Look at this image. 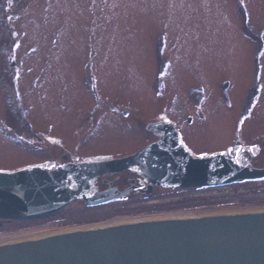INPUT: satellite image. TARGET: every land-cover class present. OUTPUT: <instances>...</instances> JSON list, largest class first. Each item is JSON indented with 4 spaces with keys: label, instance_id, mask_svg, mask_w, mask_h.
<instances>
[{
    "label": "rangeland",
    "instance_id": "1",
    "mask_svg": "<svg viewBox=\"0 0 264 264\" xmlns=\"http://www.w3.org/2000/svg\"><path fill=\"white\" fill-rule=\"evenodd\" d=\"M0 20V172L47 162L45 140L53 157L75 161L137 151L155 138L146 127L158 119L175 125L192 156L250 164L260 157L264 0H0ZM11 63L13 81H5ZM6 93L27 122L17 131ZM225 189L212 198L211 188L163 191L158 203L119 213L72 204L47 222L9 227L0 240L92 222L264 209V179Z\"/></svg>",
    "mask_w": 264,
    "mask_h": 264
},
{
    "label": "water",
    "instance_id": "2",
    "mask_svg": "<svg viewBox=\"0 0 264 264\" xmlns=\"http://www.w3.org/2000/svg\"><path fill=\"white\" fill-rule=\"evenodd\" d=\"M147 128L162 136L128 156L69 163L58 170L0 172V219L44 218L77 200L102 203L110 198L108 193L90 197L89 180L133 166L150 184L169 188L264 178V168L241 165L223 154L192 157L170 124ZM0 264H264V209L52 228L0 240Z\"/></svg>",
    "mask_w": 264,
    "mask_h": 264
},
{
    "label": "flooded vegetation",
    "instance_id": "3",
    "mask_svg": "<svg viewBox=\"0 0 264 264\" xmlns=\"http://www.w3.org/2000/svg\"><path fill=\"white\" fill-rule=\"evenodd\" d=\"M10 57H11V55H10ZM15 71L16 70L13 66L5 67L2 71V74L5 76V78H4L5 81L8 78H10V80L13 81V76L15 74ZM6 96H7L8 103H9L11 110L13 111V109H14L12 114H14L16 117L13 118V120L15 119V122H17L18 124H20V122H21L24 126H27V122L22 120L20 112L17 111V105H16V107L14 106L15 101H14L13 97H11V94L6 93ZM205 121L206 120H205L204 115H202V114L197 115V120L194 121V125L197 128H200V127H202V123H204ZM186 122L189 125H192L193 120L188 116L186 119ZM92 123H94V122L92 121ZM155 123L170 124L171 127L173 128V130L178 135V131H177V129L173 123L166 121V120H163V119H158V120H156L150 124H155ZM148 125H147V127H148ZM149 132H153L155 134V138L152 141H150L149 143L157 140L158 138H160L162 136V132H160V131H149ZM29 134L30 133L27 132V135H29ZM33 139H34V137L32 136L31 140H28V142L30 144H33L34 143V141H32ZM178 139H179V135H178ZM179 142H180V140H179ZM149 143H147V144H149ZM42 144H44L43 152H45L47 154L46 155V161L47 162L41 163V164H35V165L29 166V167H44L48 170H58L60 168H63L66 164L81 162V161L69 160L68 157L63 155V154L59 155L58 157L57 156L53 157L50 153V149H52V146L48 143V140L41 142V147H42ZM260 144L263 147L262 149L259 150L260 157L258 158L256 156H251L250 159L248 160L249 162H251V164L246 163V162H244V163L242 162V163H240L241 165L248 166L250 168H264V139L260 141ZM49 147H50V149H49ZM135 152L136 151L122 155V156H115V157H111V158L96 159V160H82V161L109 160V159H113V158H120V157H124L127 155H131ZM194 157H196V156H194ZM199 157H204V156H199ZM25 168H27V167H25ZM67 179L69 180V186L74 189L76 187V185H75V182L73 181L70 174H67ZM240 182H243V181H240ZM191 189L198 191V190H203V189L206 190V189H208V187L207 188H169V187H162V186L150 184L148 181L145 180V178L143 177V174L140 172V170L136 166H133L130 168L123 169L121 171H112V172L105 173L102 175H97V176H94L93 178H91L89 180V182H88V195L91 197V196H93L95 194H99V193H108L110 198L107 199V201H104L102 203H97L94 205H87L84 200H77L73 204H78V206H80L84 210L99 211V210L108 208V209H110L111 213H119V212L125 211V209L127 207H129V204L132 205V207L136 206L135 209H137L138 206L158 203L160 200L157 199V197H160L163 194V191L164 192L165 191H167V192L181 191L182 192V191H192ZM203 194L204 193H202L201 195H203ZM57 215H59V214L57 213V214H54V215H51L48 217L39 218V219H31V220H10V221H7V220H1L0 219V232L4 231V230H8L9 227H12L13 225H23V224L33 225V224L44 223V222L49 221V219H51ZM96 215L97 214H89V218H90L89 220L94 219L96 217ZM105 215H107V214H102V216H105ZM75 216L77 217L79 215H75ZM79 217H77V218H79Z\"/></svg>",
    "mask_w": 264,
    "mask_h": 264
},
{
    "label": "trees",
    "instance_id": "4",
    "mask_svg": "<svg viewBox=\"0 0 264 264\" xmlns=\"http://www.w3.org/2000/svg\"><path fill=\"white\" fill-rule=\"evenodd\" d=\"M238 2V0H235ZM238 9V12H239V16L241 17L242 19V25H243V33L247 36V37H250L251 38V34L248 30V26H247V19H246V13H245V10L240 6L238 5L237 7ZM157 57H158V61L160 62L161 58H160V50H158V53H157ZM254 88V87H253ZM255 89V88H254ZM11 116V115H10ZM16 116L14 114H12V121L10 124V126L17 131L18 127L20 126L17 122H15V119L13 120V118H15Z\"/></svg>",
    "mask_w": 264,
    "mask_h": 264
},
{
    "label": "bare ground",
    "instance_id": "5",
    "mask_svg": "<svg viewBox=\"0 0 264 264\" xmlns=\"http://www.w3.org/2000/svg\"><path fill=\"white\" fill-rule=\"evenodd\" d=\"M210 213H213V212H207V213H203V214H210ZM214 213H216V212H214ZM119 221V220H118Z\"/></svg>",
    "mask_w": 264,
    "mask_h": 264
}]
</instances>
